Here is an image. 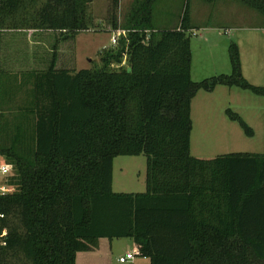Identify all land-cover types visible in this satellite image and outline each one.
<instances>
[{"label":"trees","instance_id":"obj_1","mask_svg":"<svg viewBox=\"0 0 264 264\" xmlns=\"http://www.w3.org/2000/svg\"><path fill=\"white\" fill-rule=\"evenodd\" d=\"M160 1L133 8L125 37L100 67L76 71V34L117 30L119 0H109L101 29L92 0H0V29L61 36L47 69L34 71L29 127L4 131L0 115V157L12 168L0 195V264H76L101 238L131 239L149 264H264V154L190 155L198 91L225 86L264 96V88L242 77L234 44L229 75L192 81L188 0L171 29L156 27ZM236 1L264 16V0ZM62 43L71 46V67L58 69ZM226 114L252 136L239 115ZM140 154L145 192L113 193V158Z\"/></svg>","mask_w":264,"mask_h":264},{"label":"rangeland","instance_id":"obj_2","mask_svg":"<svg viewBox=\"0 0 264 264\" xmlns=\"http://www.w3.org/2000/svg\"><path fill=\"white\" fill-rule=\"evenodd\" d=\"M143 1L119 0L116 9L118 29L124 30L133 8ZM185 3L186 0H161L156 3L153 9L156 27H177ZM108 7L109 0H92L90 13L99 29L106 25ZM188 10L192 27L189 33L191 80L199 82L221 74L229 75V46L234 44L238 50L242 77L249 84L264 88V16L236 0H216L214 3L188 0ZM111 36V32L102 29L77 33L73 41L74 70L100 67L102 54L117 49V46L111 47ZM70 48L67 43L61 54L58 53L59 66L71 67ZM46 59L48 62L49 56ZM33 106L35 108V104ZM228 109L241 117L252 130V136H247L238 122L228 118ZM190 118L192 157L212 159L230 153L264 154V96L225 86H217L212 92L198 91L191 100ZM145 178L144 154L113 158V193H143ZM7 179L8 176L6 179L0 176L1 183L7 184ZM133 247L129 238L99 239L94 250L77 254L76 264H122L117 261L118 257L127 251L134 252ZM17 261L12 260V264L23 263ZM134 261L133 264H149L136 256Z\"/></svg>","mask_w":264,"mask_h":264},{"label":"crops","instance_id":"obj_3","mask_svg":"<svg viewBox=\"0 0 264 264\" xmlns=\"http://www.w3.org/2000/svg\"><path fill=\"white\" fill-rule=\"evenodd\" d=\"M57 38H61L59 33L52 31L0 29V115L4 131L18 126L24 130L32 123L34 71L47 69L54 45L57 46L53 40ZM64 47L65 43L58 46L59 55ZM57 67L61 68L59 63Z\"/></svg>","mask_w":264,"mask_h":264},{"label":"built area","instance_id":"obj_4","mask_svg":"<svg viewBox=\"0 0 264 264\" xmlns=\"http://www.w3.org/2000/svg\"><path fill=\"white\" fill-rule=\"evenodd\" d=\"M111 33H112V36L110 38L111 47H116L119 43L120 38L125 37L126 35V32L120 29L112 31ZM123 64H124V61H123ZM11 170H12L11 165L3 161L0 162V176L5 177L6 179V177L9 176ZM8 188L9 187L5 182L1 183L0 181V195L6 194L9 191ZM0 217L2 218L3 215L0 214ZM4 244H5L4 241L0 239V245H4ZM134 258H135V255H134V252L132 251V252H127L122 256H119L117 261L122 264L124 263L132 264L134 261Z\"/></svg>","mask_w":264,"mask_h":264},{"label":"water","instance_id":"obj_5","mask_svg":"<svg viewBox=\"0 0 264 264\" xmlns=\"http://www.w3.org/2000/svg\"><path fill=\"white\" fill-rule=\"evenodd\" d=\"M127 71L129 72L130 71V68H127Z\"/></svg>","mask_w":264,"mask_h":264}]
</instances>
